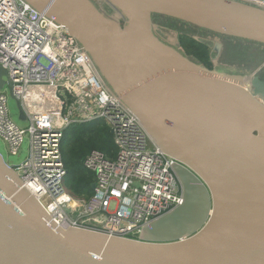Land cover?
Wrapping results in <instances>:
<instances>
[{
    "label": "water",
    "instance_id": "obj_1",
    "mask_svg": "<svg viewBox=\"0 0 264 264\" xmlns=\"http://www.w3.org/2000/svg\"><path fill=\"white\" fill-rule=\"evenodd\" d=\"M22 1L67 28L107 89L174 159L182 202L143 224L136 239L62 229L0 154V264H264V80L257 71L246 80L208 69L184 53L176 32L175 44L163 40L153 19L213 34L215 65L220 37L264 46V7L249 0ZM6 77L0 65V89L14 99Z\"/></svg>",
    "mask_w": 264,
    "mask_h": 264
},
{
    "label": "built area",
    "instance_id": "obj_2",
    "mask_svg": "<svg viewBox=\"0 0 264 264\" xmlns=\"http://www.w3.org/2000/svg\"><path fill=\"white\" fill-rule=\"evenodd\" d=\"M249 1L264 7V0ZM51 22L22 0H0V65L28 121L20 128L10 119V91L0 89V137L8 151L15 155L28 137L27 156L11 167L58 227L137 238L143 224L182 202L174 159L107 89L67 28ZM99 119L116 151L108 157L93 149L84 157L94 188L87 199L75 198L64 185L65 130Z\"/></svg>",
    "mask_w": 264,
    "mask_h": 264
},
{
    "label": "trees",
    "instance_id": "obj_3",
    "mask_svg": "<svg viewBox=\"0 0 264 264\" xmlns=\"http://www.w3.org/2000/svg\"><path fill=\"white\" fill-rule=\"evenodd\" d=\"M164 19L167 18L164 17ZM174 21L173 24L178 22ZM185 26L190 25L185 24ZM179 43L186 55L192 56L205 67H211V55L206 42L180 34ZM111 138L110 129L105 124H74L65 130L62 141V157L67 171V180L65 179L64 185L75 198L87 199L93 192L91 186L95 180L94 174L83 167L84 157L93 149L103 152L108 157H113L115 152H113ZM132 238L136 239V237Z\"/></svg>",
    "mask_w": 264,
    "mask_h": 264
},
{
    "label": "rangeland",
    "instance_id": "obj_4",
    "mask_svg": "<svg viewBox=\"0 0 264 264\" xmlns=\"http://www.w3.org/2000/svg\"><path fill=\"white\" fill-rule=\"evenodd\" d=\"M153 19H154V23L156 25H159V26L164 28V29H159V30L157 29V33L165 41L173 42L175 44L176 36L174 33L176 32L178 34L179 39H180V34H182L183 36L189 35L191 37H197L199 39V41H203V42H206L208 45H211L210 42H209L210 43L209 44L207 41H205L207 39V36L211 35L210 33H206L205 31H202V30L201 31L197 30L196 28L191 27V26H185V24L183 25L180 22L173 24V22H175L174 20H171L168 18L164 19V17L162 18V17L154 16ZM214 37L215 36H213V38ZM232 40H234L233 46L236 47L235 48L236 50L234 51V53H235L234 58L228 59L230 62L227 59L222 61L221 63L216 61V64L214 65L213 62H215V59L211 55L210 56V62H211L210 66L211 67L210 68L207 67V68L212 69L213 66H216V67H220V68L230 69V71L233 73H241L245 77V79L247 80V78H249L251 76L252 72H254V69H249L248 68L249 66L246 67L245 64L243 63V60L247 57L250 60L253 59V57L258 52L257 47H256V45H253L255 43H252V42L243 41V40H239V39H232ZM232 40L230 39V41H232ZM249 44H251V45H249ZM262 48L263 49H260V52L264 53V47L262 46ZM246 53H247V55H246ZM262 57L264 58V54H262ZM235 71H237V72H235ZM7 108L9 111L10 119L17 126H19L20 128H25L28 125V121L19 119L16 101L9 94L7 97ZM93 123L107 125V123L102 119L95 120L94 122H87V123H84V125H89V124H93ZM111 142H112L113 152H115L116 147L114 145L113 138H111ZM27 153H28V137L24 138V141H23L21 147L19 148L18 152L15 155H12L8 151L6 144L4 143L3 139L0 137V154L2 155V157L6 161V163H8L9 165L20 164L25 159V157L27 156ZM65 179L67 180V176L64 178V182H65Z\"/></svg>",
    "mask_w": 264,
    "mask_h": 264
},
{
    "label": "flooded vegetation",
    "instance_id": "obj_5",
    "mask_svg": "<svg viewBox=\"0 0 264 264\" xmlns=\"http://www.w3.org/2000/svg\"><path fill=\"white\" fill-rule=\"evenodd\" d=\"M213 34H211L210 36H207V39L205 40V41H207L208 43L210 42L211 43V45L209 46V53H210V55H212L213 56V58L215 57V55H216V53H215V51L212 49V44H213V42H214V39H213ZM220 39V43H221V48H220V52H219V56H218V59H217V61L219 62V63H221L222 61H224V60H228V59H233L234 58V55H235V53H234V51L236 50L235 48V46H233V43H234V40H232L231 38H224V37H220L219 38ZM230 39L232 40V41H230ZM209 43V44H210ZM249 45H251V44H249ZM253 45H256V47H257V50H258V52H257V54L253 57V59H248V57L247 58H245L244 60H243V63L245 64V66L246 67H248L249 69H254V72L255 71H257V76H259L261 79H263L264 80V58L262 57V54H264L263 52H260V49H263L262 48V46L261 45H258V44H253ZM256 50V51H257ZM246 55H247V53H246ZM229 61V60H228ZM230 62V61H229ZM228 63V62H227ZM213 67H215V68H217V69H220V70H222V71H225V72H228V73H231V74H239V75H242L241 73H233V72H231L230 71V69H226V68H220V67H216V66H213ZM234 71V70H233ZM235 72H237V71H235ZM254 72H252V74L254 73ZM252 74H251V76L249 77V78H247V80L249 79H251V77H252ZM243 76V75H242ZM244 77V76H243Z\"/></svg>",
    "mask_w": 264,
    "mask_h": 264
},
{
    "label": "bare ground",
    "instance_id": "obj_6",
    "mask_svg": "<svg viewBox=\"0 0 264 264\" xmlns=\"http://www.w3.org/2000/svg\"><path fill=\"white\" fill-rule=\"evenodd\" d=\"M245 83H246V82H245V81H243V85H244V86H245Z\"/></svg>",
    "mask_w": 264,
    "mask_h": 264
}]
</instances>
